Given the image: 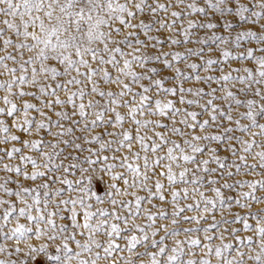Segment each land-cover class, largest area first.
Here are the masks:
<instances>
[{
  "label": "snow or ice",
  "instance_id": "snow-or-ice-1",
  "mask_svg": "<svg viewBox=\"0 0 264 264\" xmlns=\"http://www.w3.org/2000/svg\"><path fill=\"white\" fill-rule=\"evenodd\" d=\"M0 264H264V0H0Z\"/></svg>",
  "mask_w": 264,
  "mask_h": 264
}]
</instances>
